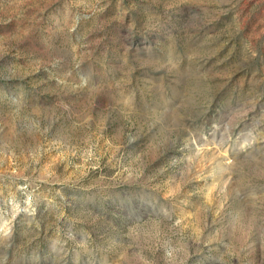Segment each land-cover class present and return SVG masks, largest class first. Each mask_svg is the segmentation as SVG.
Listing matches in <instances>:
<instances>
[{
  "label": "rangeland",
  "instance_id": "obj_1",
  "mask_svg": "<svg viewBox=\"0 0 264 264\" xmlns=\"http://www.w3.org/2000/svg\"><path fill=\"white\" fill-rule=\"evenodd\" d=\"M0 264H264V0H0Z\"/></svg>",
  "mask_w": 264,
  "mask_h": 264
}]
</instances>
